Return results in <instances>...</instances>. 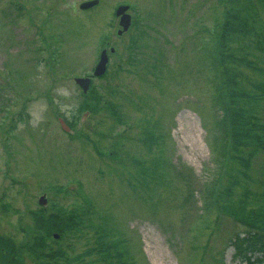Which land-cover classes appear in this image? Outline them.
Masks as SVG:
<instances>
[{"label": "rangeland", "instance_id": "374dc122", "mask_svg": "<svg viewBox=\"0 0 264 264\" xmlns=\"http://www.w3.org/2000/svg\"><path fill=\"white\" fill-rule=\"evenodd\" d=\"M84 1L0 0V238L12 245L0 264H106V245L131 264H239L226 244L245 225L222 207L237 198L264 226V147L250 139L249 162L233 159L217 121L238 87L264 123V0ZM121 4L131 23L118 33ZM230 13L256 32L237 50L253 65L220 45ZM84 93L99 103L84 107ZM52 214L80 225L55 237L36 222Z\"/></svg>", "mask_w": 264, "mask_h": 264}, {"label": "trees", "instance_id": "16d2710c", "mask_svg": "<svg viewBox=\"0 0 264 264\" xmlns=\"http://www.w3.org/2000/svg\"><path fill=\"white\" fill-rule=\"evenodd\" d=\"M244 20L245 19L242 15L239 16L238 14L233 13L228 14L223 21H219L221 22V31L218 39L221 42L220 45L224 48V53L229 54L233 60L246 62L247 64L249 63L253 65L252 60L247 58L246 53L245 56H239L237 53V50H242V48L245 47V43L243 42L245 41L244 38L250 36L252 32H255V30L247 26V24L249 23ZM260 41V38H256V40L253 39L252 42H250L252 43L251 47L255 49L258 48L259 45L262 46V44H260ZM247 48H249V45ZM262 49L264 50V47H262ZM221 61L226 62L225 59H221ZM226 72L229 73L228 75H230L228 82L235 84L236 81L240 80L239 71L236 72L235 67L231 63L229 68L226 67ZM94 88V86H91V91H94ZM244 94L245 93L237 87V90L233 92L234 97L231 98L230 104H228V106H222V115L218 117L217 123H219V127L223 129L224 136L226 130V136L231 139L230 142L232 147L230 148V152L233 151L235 153L232 158H237L243 161L244 164H247L249 162V158H244L240 154L241 151L238 152V149L242 144H245V142L249 141L250 139H256L260 141L258 142V144H261V147H264V140L261 138L260 134L256 132L264 128V123H259V118H257V116H255L252 112H249V110L248 112L245 111V109L240 105L241 103H243L242 95ZM83 96L84 100L82 103L84 107L91 108L95 102H98L89 93H84ZM252 97L253 96L251 95L250 100L252 99ZM222 153L227 154L225 141L222 144ZM193 189L194 188H189L190 193H193ZM228 190H226L227 193L231 191V189ZM235 200L236 201L234 202H230L228 206L223 205L222 209L228 211L229 213L227 214H230L231 212L234 214V216L240 217L244 222L243 224L245 225V228L243 230L237 231L233 236H231L226 245H230L234 248V257L239 264H264V226H261L258 223L255 224V222H253V220L249 218L250 216L244 214L242 207L236 208L238 207L239 201L237 198H235ZM263 214L264 211L256 212V210H254L253 212V216H261ZM38 218L36 222L47 229L51 228V232L54 231L53 233H62L63 230H73L75 226L78 227L80 225L79 222L70 219V215H67L64 218L58 216L57 214L44 216L41 215ZM6 241L0 238V253L4 258H6V260H8L10 258L9 251L12 245ZM109 247V245H106L99 249V251L101 252L100 256L101 258L105 259V261L107 262L106 264H131L130 261L127 263V260L123 259L120 253H112ZM62 254L63 252L61 251L60 255ZM60 255L57 256V254H53V258L62 257ZM74 259H76V257ZM12 261L15 262V259H13Z\"/></svg>", "mask_w": 264, "mask_h": 264}, {"label": "water", "instance_id": "95a60500", "mask_svg": "<svg viewBox=\"0 0 264 264\" xmlns=\"http://www.w3.org/2000/svg\"><path fill=\"white\" fill-rule=\"evenodd\" d=\"M99 2V0H89V1H85L81 4V8L83 9H87L89 7H92L94 5H96ZM128 8L127 5H121L118 9H117V16L119 15L121 17L120 19V23L121 25H123L124 30L128 29V27L130 26L131 23V17L129 16L128 13H126V9ZM99 63L96 67L95 74L96 75H101L106 71V66H107V62H108V54H107V50L104 49L102 51L101 54V59H99ZM76 81L79 82L80 85H82L84 87V90L87 91L89 85H90V78L88 77H78L76 78ZM45 196H42L41 202L45 203ZM55 237H58V234H55Z\"/></svg>", "mask_w": 264, "mask_h": 264}, {"label": "bare ground", "instance_id": "6f19581e", "mask_svg": "<svg viewBox=\"0 0 264 264\" xmlns=\"http://www.w3.org/2000/svg\"><path fill=\"white\" fill-rule=\"evenodd\" d=\"M192 127H193V125H192ZM193 131V132H192ZM192 131H190V138L193 140V142H194V144L196 145V147L198 146L197 145V142H196V137L193 135V133L195 132V130L194 129H192Z\"/></svg>", "mask_w": 264, "mask_h": 264}]
</instances>
